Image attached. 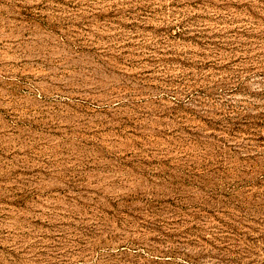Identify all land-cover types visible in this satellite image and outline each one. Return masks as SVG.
I'll list each match as a JSON object with an SVG mask.
<instances>
[{
	"label": "rangeland",
	"instance_id": "obj_1",
	"mask_svg": "<svg viewBox=\"0 0 264 264\" xmlns=\"http://www.w3.org/2000/svg\"><path fill=\"white\" fill-rule=\"evenodd\" d=\"M0 264H264V0H0Z\"/></svg>",
	"mask_w": 264,
	"mask_h": 264
}]
</instances>
